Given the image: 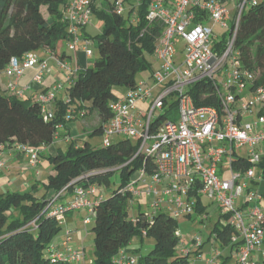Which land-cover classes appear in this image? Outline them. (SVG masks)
<instances>
[{
	"label": "trees",
	"instance_id": "16d2710c",
	"mask_svg": "<svg viewBox=\"0 0 264 264\" xmlns=\"http://www.w3.org/2000/svg\"><path fill=\"white\" fill-rule=\"evenodd\" d=\"M97 1L90 0L91 9L102 20L103 30L86 39L95 45L97 55L88 66L73 74L67 100L54 98L51 119L44 118L39 102L30 103L0 90V144L9 148L20 143L39 149V158L44 157L51 166L42 196L35 194L38 182L24 193H0V264H72L55 259V250H52L63 222L50 216L54 206L52 196L65 187V194L72 193L76 187L102 190L91 216L94 235L91 264H114L118 253L134 237L143 236L153 238L155 244L147 255L137 259V264H190L192 261L189 255L178 252L181 239L177 235L176 218L170 213L157 211L147 216L139 211L135 218L129 216L131 198L122 189L141 166L149 173L153 171V162L143 155L131 161L140 145L138 139L120 138L122 140L99 149L87 143L83 147L71 144L65 151L41 155L42 148L52 145L58 126L68 120L82 119L96 112L101 124L91 135L102 134L112 117L111 104L118 99L112 88L134 89L138 85L136 75L150 69L146 55H153L163 32L160 23L147 24L151 0H140L137 8L126 16L117 13L118 0H101L99 8ZM67 5V0H0V73L13 58L21 60L29 52L49 50L55 59L67 61L65 53L57 50L59 41L70 40L63 19ZM134 11L135 22L129 17ZM228 35L217 43L221 52L231 32ZM235 49L242 67L255 75L257 85H264V0L242 12ZM190 94L196 106L217 105L213 88L207 84H195ZM170 106L167 113L157 114L151 130L163 120L175 118V102ZM240 161L236 163L238 169L247 167L244 158ZM259 166L264 169V158ZM114 176L119 185L107 192ZM49 192L53 194L51 197H48ZM204 212L205 208L197 201L195 213ZM219 218H223L224 223L217 221L214 225L211 231L214 240L221 248H238L241 241L231 244L235 231L229 225L230 216L221 213ZM230 259L224 262H231Z\"/></svg>",
	"mask_w": 264,
	"mask_h": 264
},
{
	"label": "built area",
	"instance_id": "2783aa9c",
	"mask_svg": "<svg viewBox=\"0 0 264 264\" xmlns=\"http://www.w3.org/2000/svg\"><path fill=\"white\" fill-rule=\"evenodd\" d=\"M226 1H150L147 24L157 22L163 26L153 52L159 67L151 78L160 90L154 97L152 88L142 83L114 101L111 104L112 117L103 129L102 146H109L113 138L138 139L140 145L131 161L143 155L153 162V171L149 173L141 166L137 170V178L130 180L122 189L130 195V207L136 199L145 195L151 198L148 206L150 214L147 216L165 211L176 218L178 215H192L201 197L212 199L222 213L230 216L229 225L235 231L231 244L241 241L236 251V263L262 264L251 261L252 254L259 251L264 243V209L259 205L260 196L250 189V183L263 180L261 174L255 176L253 168L261 164L263 157L258 148L264 145V85H257L255 75L242 67L239 52L235 49L241 14L256 5L257 0H240L237 3L235 24L221 52L217 49L221 40L205 23L213 22L223 29L227 28L224 20L229 15ZM116 11L125 14L124 0L116 2ZM91 15L90 0H73L64 9L70 50L77 46L79 31L90 24ZM178 43H182L179 58L176 50ZM89 45L85 40L82 47L88 58L91 55ZM56 62L66 74L76 73L67 61L56 59ZM34 68L38 69V73L33 81L41 85L48 66L34 52L25 54L21 60L13 58L4 71L18 80L25 71ZM197 83L213 88L216 106L195 105L190 90ZM59 88L55 85L40 96L38 102L45 119L52 118L47 107ZM8 90L11 96L19 99L23 96V91L17 89L14 83L8 85ZM149 99L147 109L137 111V104ZM173 102L176 104L175 118L163 120L151 130L157 117L156 111L167 113ZM256 108L257 121L246 122ZM9 148L16 155L26 157L30 168H37L39 149L20 143H14ZM243 148L247 155L243 163L247 167L238 169V152ZM6 149L0 144V171L5 167L3 154ZM66 188L52 198L54 206L50 216L62 219L70 211L86 209L90 216L83 220V224L88 225L101 196L92 201L90 197L95 194V187H76L71 201L56 205ZM241 198L247 205L245 210L236 207ZM193 241L196 247L202 245L197 236L193 237ZM219 256L220 252L214 251L206 264H216ZM53 257L72 264H81L84 260L80 250H71L67 254L55 251ZM114 264H137V259L120 251Z\"/></svg>",
	"mask_w": 264,
	"mask_h": 264
},
{
	"label": "crops",
	"instance_id": "0c3cea01",
	"mask_svg": "<svg viewBox=\"0 0 264 264\" xmlns=\"http://www.w3.org/2000/svg\"><path fill=\"white\" fill-rule=\"evenodd\" d=\"M72 1L73 0H67L68 4ZM139 1L140 0H125L124 1V7L126 9L125 13L129 14V12L132 9L135 10L137 8V5L139 4ZM239 1L240 0H227L225 2V5L227 7V5L230 3L234 9L236 7L237 3H239ZM233 15H235V12ZM129 17H130V20L133 21V19L135 18V11L131 15H129ZM90 26H91V24H89L88 26L84 27L83 29H81L79 31V34H78L79 35V41L77 42V46L75 47L74 50H70L68 48V45L70 43L69 40H66L65 41V47H62L61 52L65 53L67 62L70 64L73 71L77 72L81 68H84V67L89 65V61H88L89 58L85 55V52H84L82 47L84 45L85 40L89 38L86 31H87V28ZM37 56H38V59L40 61H42V60L46 61L47 66H48V72H46L43 75L41 85H37L33 81L34 77L38 73L37 68L25 71L24 74L18 80H16V78H14V77H9L5 73V71H2L0 73V90L3 91L7 95H12L11 92L8 90V85L10 83H14L16 85L17 89L23 91V96L21 99L24 101H28V102L32 103L34 101L38 102L41 95L50 91V89L53 86L58 85V86H60V88L55 93V99L66 101L67 100V89L70 86V79L74 73L72 72L71 74L68 75L62 69H60V67L58 66V64L56 62L54 54L49 50H42L41 53ZM158 67H159V63H158ZM150 68H151V65H150ZM153 72L154 71L152 70L151 78H152ZM127 92H128V89L123 88L121 91V95L117 98L118 99L123 98L127 94ZM53 105H54V102H52L51 105H49L47 107V110L52 111ZM145 105H147V104L144 103V101L139 102L137 104V111L138 110L144 111ZM82 119H84V118H82ZM77 120H81V119H74L71 121L68 120V121H66L65 125L60 126L58 128L57 134L55 136V139H54L52 145L42 148L41 149V155H44V156L53 155L56 152L65 151V149L68 146H70L71 144H74L72 142V138L70 136L71 133L69 131L68 124H70L73 121H77ZM142 120H143V117H142ZM85 129L83 128L84 131H86ZM59 131H61V133ZM258 150H260L262 152V154H263L262 159H263L264 158V145L262 147H260V149L258 148ZM244 152H245V150H244ZM239 157L244 158V156L242 154H239ZM3 160L5 162V167L0 171V189L1 188L4 189L3 191H10L7 189L8 187H10V188L15 189L14 191H16V192H21V191L27 192L30 190L31 186L34 183L40 181L39 179H41L45 175V173L47 175H49V173L51 172V166L44 157L40 156L37 168L32 169L28 166L26 157H24L23 155H20V156L16 155L12 151V149H10V148L6 149L5 153L3 154ZM257 168L261 169V173H259L258 175L261 174L263 176L264 175V169L260 166H258ZM250 189L254 190L260 196V200H259V203H260V201L262 199H264L262 197V194L264 193V183L260 184L258 180L253 181L250 183ZM101 194H102V190L100 188L96 187V192L93 196L90 197V199L92 201L96 200L101 196ZM52 195L53 194L51 192L48 193V197H51ZM53 197L54 196H52V198ZM64 199L66 202H63ZM71 200H72V193L64 194L63 196H61L59 198V200H57L56 205H61L63 203H67ZM201 205L203 208H205V212L201 215H204V217H205L208 215V210H207V207L205 205H203L202 203H201ZM236 207L238 209H243V210H245L247 208V205L244 203L243 198H241L237 201ZM262 209H264V206ZM85 210L86 209H83V210L80 209V210L74 211V212H77L79 214L80 220H78L79 218L77 216L72 215V211L65 214V216L62 218V220L63 221L67 220L69 222H73V225H72V223L69 224V228L71 226V229L66 230V233L64 234V236L66 235L68 238H67V240H64L62 237H58V238H55L56 240L53 241V243H52L53 249L56 252L67 254L71 250L82 251L84 254V260L81 264H87L86 263L85 247H84L85 244L84 243L86 242V239L88 236L85 237L84 235H82V232L79 229L80 228L79 224L81 223L82 217H83V215L85 216V214H84ZM137 210L141 211V207L139 204L137 206ZM163 210H164V208H163ZM218 210H219L218 211L219 214H218L217 221L222 222L223 218L222 219L219 218L220 214L222 212L220 209H218ZM216 211L217 210H215L214 212L216 213ZM84 234H88L87 231L84 230ZM137 238H138V240H136V242L134 241V238H133L131 240V242L129 243V245L127 247H125L122 251L125 252L126 254H128L129 256H132V257H135L136 259H139L141 251H143V247H144L145 243L147 241L151 242V240L146 239L145 236L137 237ZM206 242L210 243V245H208L210 247L203 245ZM202 245L199 247L194 246L193 250L187 249V248H181L180 252L182 254L189 255L190 259L192 260L190 264H206V260L212 256L214 251H217L216 248L218 247V249H219L218 251L220 252V256L217 259L218 262H220L221 264H224V263L229 264L232 262H236L237 248H234L233 246L232 247L228 246V247H224V248L219 247L217 242L214 240L213 234L211 236L209 235L208 238L205 240V242L202 243ZM205 249L207 251V256H205V258H203L202 253ZM228 257L231 258L230 259L231 262L230 261L224 262L225 259ZM251 261L264 264V243H263V245L259 251H256L252 254ZM218 262H217V264H218Z\"/></svg>",
	"mask_w": 264,
	"mask_h": 264
},
{
	"label": "rangeland",
	"instance_id": "374dc122",
	"mask_svg": "<svg viewBox=\"0 0 264 264\" xmlns=\"http://www.w3.org/2000/svg\"><path fill=\"white\" fill-rule=\"evenodd\" d=\"M259 1V0H258ZM100 2L101 0L96 2V6L97 8L100 7ZM227 9L229 11V15L225 16V23L227 24V28L223 29L221 28V26L213 24V22H208L205 23L206 25L210 26L213 29L214 34L218 37L217 39H222L223 37H227L229 36L228 34L233 30V26L235 24V17L233 18V14L235 12V8L233 9V7L231 6V4L229 3L227 5ZM127 13L124 14V16H126ZM90 24L91 26L87 28V34L89 36V38H93L96 35H99L102 33L103 30V22L100 19V17L95 13H93L91 15L90 18ZM89 49L91 50V55L88 59L89 63L92 62L93 58L97 55V50L95 45L92 42H89ZM62 47H65V41L61 40L57 43V50L60 52L62 50ZM181 47L182 44L178 43L176 45V50H177V58H179V54L181 51ZM41 53V51H37L36 54L39 55ZM146 60L147 62L151 65V68L148 69L145 72H140L136 75L135 81L137 84H142L145 83L147 84L149 87L152 88V95L155 97L156 94L158 93V91L160 90L159 87H155L154 82L151 79V73L152 70L156 71L158 68V63L157 60L153 57V55H146ZM123 87H119V86H115L112 88L113 93L115 94L116 97H119L121 95V91H122ZM151 99L149 100H145L144 103H146L147 105H145L144 111L147 109L149 103H150ZM258 108L255 109V112L253 114V116H249L247 118L246 122H251L254 123L257 121V112ZM156 115L159 114V111H156L155 113ZM101 124V121L98 117V114L96 112H93L91 115L87 116L84 119L81 120H77V121H73L70 124H68V128L69 131L71 133V138H72V142L74 143V145H76V147H83L86 143L89 144L93 149H99L102 147V143H103V135L102 134H96V135H91V132L94 130V128H97L99 125ZM83 128L86 130L84 131ZM88 131V132H87ZM61 133V131H59ZM122 139L120 138H113L111 139L112 143H116L118 141H120ZM245 148L241 149L239 151V154H242L244 157H246L247 155L244 152ZM255 175L257 176L259 173H261V169L260 168H253ZM47 174L45 173V175L39 179L40 181L38 182V188H37V192L35 193L36 196H42L45 192L44 189V184L47 180ZM264 176V175H263ZM137 178V172H134L131 179L130 180H135ZM260 184L264 183V177L263 180H261L259 182ZM119 183L117 181V176L112 177V184L111 187L107 190V192H112L113 190H115L118 187ZM140 187V186H139ZM98 188V187H97ZM10 191H3L4 189H0V193H4V192H10V193H15L16 191H14L15 189L8 187L7 188ZM25 191H21L19 193H24ZM63 202H66L65 199L63 200ZM200 202L205 205L207 207L208 210V215L204 217V215H198L197 213L193 212L191 217H185L183 215H178L176 216V221H177V235L180 237L181 242L180 245L178 247V252L181 250V248H187V249H194L195 246V242L193 241V237L197 236L201 239L202 243L205 242V240L208 238V236L212 235L211 231L214 228V225L217 223V218H218V209L219 206L216 202H213L212 199H209L205 196L201 197ZM151 203V198L142 195V197L138 198L135 200L134 205L128 208V213L129 216L131 218H135L136 216H138L139 211L137 210V206L138 204L141 207V212L144 214H150L149 211V204ZM260 207L263 208L264 206V199H262L259 203ZM83 210V209H82ZM215 210L216 213L214 212ZM87 210L84 211L85 216L83 215L81 223L79 224L80 226V231L82 232V235H84L85 237H87L85 244V256H86V263L87 264H91L92 261L94 260V249H93V233L91 231L92 228V218L90 217V223L88 225H84L83 219L89 217V213L86 212ZM86 212V213H85ZM88 213V214H87ZM72 215L73 216H77L78 218L80 217L79 214L77 212L72 211ZM80 220V218L78 219ZM73 225V222H69L67 220H64L62 222V228L59 231L58 235L55 238L58 237H62L64 240H67V236L64 234L66 233V230L71 229V226L69 228V224ZM222 223H224V220H222ZM73 227V226H72ZM84 230L87 231L88 234H84ZM146 239H150L151 242H146L144 247H143V251H141L140 256H145L147 255L154 247V239L151 237H146ZM56 239H54L55 241ZM136 240H138L137 237H134V241L136 242ZM204 246H208L210 245L209 242H206L205 244H203ZM202 245V246H203ZM210 247V246H208ZM217 251L219 250L218 247L216 248ZM203 258H205V256H207V251L206 249L203 251L202 253ZM218 261H216L217 264ZM218 264H221L220 262H218Z\"/></svg>",
	"mask_w": 264,
	"mask_h": 264
},
{
	"label": "water",
	"instance_id": "95a60500",
	"mask_svg": "<svg viewBox=\"0 0 264 264\" xmlns=\"http://www.w3.org/2000/svg\"><path fill=\"white\" fill-rule=\"evenodd\" d=\"M82 178L78 179V180H81ZM72 184V183H71Z\"/></svg>",
	"mask_w": 264,
	"mask_h": 264
}]
</instances>
